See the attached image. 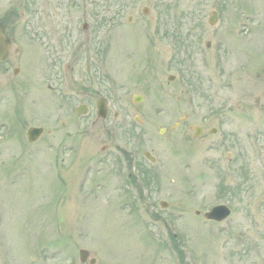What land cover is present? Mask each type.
<instances>
[{"label":"rangeland","instance_id":"374dc122","mask_svg":"<svg viewBox=\"0 0 264 264\" xmlns=\"http://www.w3.org/2000/svg\"><path fill=\"white\" fill-rule=\"evenodd\" d=\"M243 7L95 0L84 19L9 17L16 39L12 59L0 62V264H264V3L250 20ZM83 20L99 27L100 53L73 62L60 35ZM242 27H261V40L245 44ZM222 30L228 39L218 46ZM102 98L106 118L97 116ZM30 126L45 129L34 143ZM220 203L232 214L207 219Z\"/></svg>","mask_w":264,"mask_h":264},{"label":"flooded vegetation","instance_id":"af4514ba","mask_svg":"<svg viewBox=\"0 0 264 264\" xmlns=\"http://www.w3.org/2000/svg\"><path fill=\"white\" fill-rule=\"evenodd\" d=\"M238 2L240 3V5L244 6L242 8L243 10H245L243 11V15H245V17L250 20V15L253 14L252 17L257 16L256 14H258V12L260 11V5L264 3V0H238ZM246 2L249 3L247 6L244 5ZM40 14L50 16L77 15L83 17L84 19V17L95 15V0H0V22L3 25L5 33L11 39L12 44L14 43V39H16V29L14 27H9V17H11L12 15H33L34 17ZM36 28L37 27H33L34 37L38 35V30ZM44 28L45 31L49 30L51 38H53V36L55 35H59L58 33L60 32V30L56 31L52 27ZM216 28L217 27H214L213 29L217 31L221 27H218V29ZM98 31L99 27H95L94 25L90 26V24L85 20H83L81 27H62L63 34L60 35L62 36L61 39H63V41H66L67 44H70L68 46V58H71L73 62H79L83 57L86 59V62H91L93 59L99 57L98 54L100 53V49H98V46H96ZM238 33H240L241 35L246 34L245 36H243L245 37V44L251 43L246 39H249L251 41L253 40V43L254 40H261V27H242V29H238ZM227 39L228 37L225 31L222 30V35L220 36V38L216 39V42L219 46ZM241 42L243 43V39ZM207 45L210 46L212 45V43L209 42ZM216 51V54H219V49H216ZM15 53L16 56H14V58H16V60H19L21 56L19 54L20 48H16ZM63 57L66 58L65 56ZM9 59H12L11 53L5 61H9ZM216 60L219 62L222 61L221 57L220 59L218 58Z\"/></svg>","mask_w":264,"mask_h":264},{"label":"water","instance_id":"95a60500","mask_svg":"<svg viewBox=\"0 0 264 264\" xmlns=\"http://www.w3.org/2000/svg\"><path fill=\"white\" fill-rule=\"evenodd\" d=\"M145 12H148L147 8L145 9ZM215 19H216V15L214 17H212L211 22H213ZM9 46H10V40L4 34V31L2 29V25L0 24V59H5L8 56ZM136 100L139 101L140 97L136 98ZM98 106H99V113L98 114L101 116H105L106 115L105 102L104 101L99 102ZM84 110H85V108H82L79 110V112L81 113ZM42 131H43L42 127H31L28 131L29 139L31 141L36 140L41 135ZM162 203L164 206L167 205V203H165V202H162ZM229 214H230V208L227 205L220 204V205L214 206L205 215L209 219L222 221L225 218H227ZM80 254H81V260L82 261H86L89 257V251L86 249H81ZM91 262L94 263L95 259H92Z\"/></svg>","mask_w":264,"mask_h":264}]
</instances>
